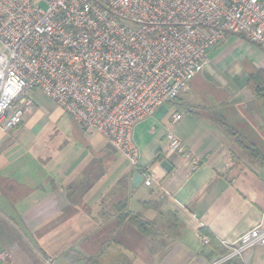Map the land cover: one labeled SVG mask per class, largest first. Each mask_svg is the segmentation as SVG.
<instances>
[{"label": "crops", "instance_id": "0c3cea01", "mask_svg": "<svg viewBox=\"0 0 264 264\" xmlns=\"http://www.w3.org/2000/svg\"><path fill=\"white\" fill-rule=\"evenodd\" d=\"M252 67L264 71V46L230 35L209 50L183 94L135 124L139 166L160 174L150 186H133L135 169L94 131L77 125L71 142L36 137L39 103L57 106L33 91L21 124L0 129V251L8 252L0 264H208L219 251L198 233L220 244L264 224V94L247 83ZM167 131L199 158L195 170L166 153ZM118 205L153 226L168 215L200 247L180 235L141 233L118 220ZM223 264H264V246Z\"/></svg>", "mask_w": 264, "mask_h": 264}, {"label": "built area", "instance_id": "2783aa9c", "mask_svg": "<svg viewBox=\"0 0 264 264\" xmlns=\"http://www.w3.org/2000/svg\"><path fill=\"white\" fill-rule=\"evenodd\" d=\"M230 35L264 46V0H0V129L20 125L39 91L103 136L150 186L160 174L139 166L135 124L183 94L209 50ZM165 138L167 154L190 171L199 166L174 133ZM220 244L226 252L208 264L264 246V224ZM7 257L0 251V263Z\"/></svg>", "mask_w": 264, "mask_h": 264}, {"label": "rangeland", "instance_id": "374dc122", "mask_svg": "<svg viewBox=\"0 0 264 264\" xmlns=\"http://www.w3.org/2000/svg\"><path fill=\"white\" fill-rule=\"evenodd\" d=\"M236 49L237 50H234L235 55H239V57H241L240 54L242 55L244 50L242 49V47H237ZM248 55L249 54H246V56H248ZM46 103H47V101H46ZM166 104H168V103H166ZM38 109L42 112L43 118L37 122V125L35 127L36 129L40 128L38 130L39 136L37 135L36 137H43L44 139H48L50 141V143H52L55 140H57V138H55V137L58 136V139H62V141L64 140L66 142L67 141L71 142V140L73 139V137L76 134L75 130H77L79 128L71 120V118L55 106L51 108L44 103L43 104L39 103ZM53 111H55V112H53ZM54 134H56V136H54ZM114 152H116V151L114 150ZM159 221L160 222L156 221V223L154 224L149 235H156L160 231L165 233L166 239H170L171 236L174 237L175 235H180L181 236L180 238L184 237L183 240L185 239L186 242H187V240H189V241L191 240L193 244L200 247L198 245V243L192 237H188L187 234L182 232L179 227L178 228H177V226L171 227L170 224L172 221H171V219H169L168 215H164L162 217H159ZM210 242H211V240L208 241V244H211ZM222 249H223L222 250L223 253L218 254L219 256L223 255L226 252V249L223 246H222ZM120 251H122L123 254H127V251H124L123 248H121ZM225 263H227V262H225Z\"/></svg>", "mask_w": 264, "mask_h": 264}, {"label": "trees", "instance_id": "16d2710c", "mask_svg": "<svg viewBox=\"0 0 264 264\" xmlns=\"http://www.w3.org/2000/svg\"><path fill=\"white\" fill-rule=\"evenodd\" d=\"M247 83L254 88V91L256 93H261L264 94V71H262L261 69H257L255 67H252L251 70L248 71L247 73ZM176 100H170L168 102H172ZM167 102V103H168ZM215 120L225 129L226 132H228L229 134H233L231 128L224 122V120L221 117H216ZM233 135H236L235 133ZM237 137V136H236ZM238 139V137H237ZM239 141L242 143V140L239 139ZM246 147L250 150V152L255 155L257 154V151L254 148H251L249 145H246ZM120 203V202H119ZM122 205L119 206L117 208L118 211V220L122 221V220H126L129 221L130 223H132L141 233L145 234V235H149L150 231L153 228V225L151 224V222L146 221L141 219L137 214H133L131 211H122ZM211 240V245L213 247H215L219 252L218 254L223 253L222 252V246L217 243L213 238L210 239ZM238 257H234L232 259H230L229 261H227L228 263L233 262L234 260H236Z\"/></svg>", "mask_w": 264, "mask_h": 264}, {"label": "water", "instance_id": "95a60500", "mask_svg": "<svg viewBox=\"0 0 264 264\" xmlns=\"http://www.w3.org/2000/svg\"><path fill=\"white\" fill-rule=\"evenodd\" d=\"M131 183L135 187H138L139 185H141V183H142V177H141V175L139 174L138 171H134L133 172Z\"/></svg>", "mask_w": 264, "mask_h": 264}, {"label": "clouds", "instance_id": "9594fccd", "mask_svg": "<svg viewBox=\"0 0 264 264\" xmlns=\"http://www.w3.org/2000/svg\"><path fill=\"white\" fill-rule=\"evenodd\" d=\"M8 91H11V89H9Z\"/></svg>", "mask_w": 264, "mask_h": 264}]
</instances>
